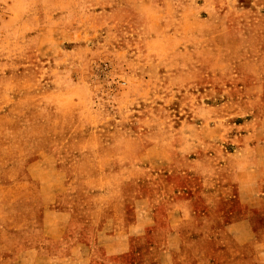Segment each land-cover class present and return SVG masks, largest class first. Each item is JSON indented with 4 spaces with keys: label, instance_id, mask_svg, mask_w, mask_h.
I'll return each instance as SVG.
<instances>
[{
    "label": "rangeland",
    "instance_id": "rangeland-1",
    "mask_svg": "<svg viewBox=\"0 0 264 264\" xmlns=\"http://www.w3.org/2000/svg\"><path fill=\"white\" fill-rule=\"evenodd\" d=\"M141 15L151 30L174 34L142 33ZM242 123L264 141V0H0V159L15 157L0 162V174L20 169L22 181L36 151L58 157L42 193L15 200L17 189H0V203L14 204L0 210V264L44 240L54 208L65 227L51 229L60 239L48 248L74 252L61 264H163L165 206L180 193L193 196L198 228L176 239L172 264L222 261L231 242L194 237L242 214L234 185L229 212L208 208L216 200L205 193L226 185L223 162ZM258 191L250 218L264 243V181ZM25 206L35 208L33 229L10 234L4 222ZM119 213L140 229L128 249L108 250L97 226Z\"/></svg>",
    "mask_w": 264,
    "mask_h": 264
},
{
    "label": "crops",
    "instance_id": "crops-1",
    "mask_svg": "<svg viewBox=\"0 0 264 264\" xmlns=\"http://www.w3.org/2000/svg\"><path fill=\"white\" fill-rule=\"evenodd\" d=\"M151 3H154L155 0H148ZM137 21L142 23L141 29L142 33H166V34H174L173 31L169 32L168 30L160 31L159 29L153 28L150 29L152 20L148 15H141L138 16ZM180 33V31H176ZM246 123H242L233 130L234 134L230 136V146L231 150L230 153L227 154L226 161L223 162L224 167L226 170L220 174L221 177L225 180V186H211L210 188L205 189V193L207 196H213L216 202H212L209 207L214 206L222 208L221 211L229 212L230 208H233V201H231V197H234V192L231 191L230 184L234 185L236 188L237 198L240 204V209H242V214L237 219L232 221H215V224L211 223L210 227H219L220 233H210L208 235H198L194 237L196 242L198 241H226L230 243V254L227 251L222 261H219L217 258H212L210 264H264V243L261 240H257L258 236L254 232L252 228L251 222V211L259 206L261 197L259 195L258 188L260 184L264 181V141L261 138L257 137L258 129L255 128H246ZM249 126V125H248ZM20 145V146H19ZM18 145V162L25 159L26 156V148L22 144ZM55 151L49 150H38L35 154L31 157L33 158L29 161V170L27 175L22 181L21 178H17L19 175L21 176L22 173L20 169L13 174L10 175V171L3 170V173L0 174V189L3 190L4 193H8L11 191L10 189H17L14 190L18 196L14 195V199H20V197H27L32 195H37L36 193H42L43 188H45V178L44 172L51 170L53 164L58 162V157L55 155ZM4 158L0 159V162L10 161L14 162L15 157L7 154L2 155ZM24 156V157H23ZM35 157V158H34ZM13 158V159H12ZM234 160L237 162L235 166L231 167L230 161ZM7 162V163H9ZM229 162V165H228ZM42 165V166H41ZM49 165V166H48ZM48 170H47V169ZM20 171V172H19ZM24 172V171H23ZM8 173V175L6 174ZM16 180V181H15ZM216 182H219L218 178H215ZM18 182V183H17ZM26 185H33L34 191L32 192L30 187ZM261 193V192H260ZM189 194V197L195 195L198 196L197 192H186ZM197 195V196H196ZM115 196V195H114ZM13 198V196H12ZM193 196L188 200L182 196L180 193L179 203L177 204H169L165 206V220L162 224V233H163V257L164 263L163 264H172V259H174V252L178 251L181 254V249L179 251L178 246H176V239L180 242L182 241L184 231H196L198 228V219L196 215V210H194L195 206L193 203ZM11 200V199H10ZM121 200V197L119 201ZM218 200V201H217ZM12 201V200H11ZM4 200L0 203V210L4 211L5 209H9L12 207L13 201ZM190 207V208H189ZM206 208V210L208 209ZM219 208V210H220ZM11 209V208H10ZM54 212H52V219L50 220L49 228L50 232L45 233V237L43 241L36 242L34 247H25L26 250L18 251V254L14 255V261L12 264H61L69 263L70 260L74 258V252L66 253L63 256L54 255V252L48 248L49 240L58 241L60 236L52 235L51 229L54 230H61L65 227L63 219L60 220V209L54 208ZM118 211H121V207H116ZM150 210L149 208L141 209V210ZM19 210V218L13 221L14 223L7 224L8 222H4L6 224V231L10 234H16V232H20L23 229L30 230L33 229V220L34 218L33 211L35 208L25 206ZM16 210V211H18ZM44 211V219L50 218V211L49 209H43ZM21 212H25V214H21ZM119 215H113L110 217L109 222H105L100 220L97 226V233L96 236L97 241L100 240V244L102 245L103 242L108 241L107 249L114 248L117 249L118 247H126L129 248V239L128 237L134 233V231L139 228L138 225H128L125 226V221L123 217H119ZM223 219V217L221 218ZM49 220V219H46ZM6 221V220H5ZM149 226V225H148ZM147 226V227H148ZM48 228V229H49ZM146 228L141 230L145 231ZM51 233V234H50ZM138 236V234L136 235ZM106 240V241H103ZM112 241V242H111ZM258 244V251L257 252H246L245 247L250 246L252 244ZM40 244V245H38ZM80 246V245H78ZM84 247V245L82 246ZM243 248L242 250L232 249V248ZM262 247V248H261ZM108 250L103 252L105 253V257L110 255V251ZM73 251V249H72ZM173 251V255H172ZM0 260L5 258V252L0 251ZM115 253V252H114ZM116 255V253L114 254ZM168 256V257H167ZM68 260V262H67ZM178 264H183L179 262ZM192 264H201L199 258L194 256V261Z\"/></svg>",
    "mask_w": 264,
    "mask_h": 264
}]
</instances>
